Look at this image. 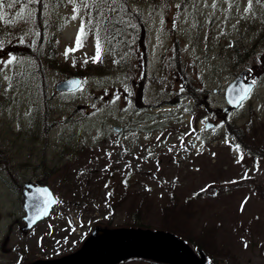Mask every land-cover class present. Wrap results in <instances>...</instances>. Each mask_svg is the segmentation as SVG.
I'll return each instance as SVG.
<instances>
[{
  "label": "rangeland",
  "instance_id": "374dc122",
  "mask_svg": "<svg viewBox=\"0 0 264 264\" xmlns=\"http://www.w3.org/2000/svg\"><path fill=\"white\" fill-rule=\"evenodd\" d=\"M247 4L123 0L127 14L113 15L124 23L103 25L99 62L94 32L76 46L81 19H72L68 0L5 6L12 23L0 21V264L77 254L94 229L179 242L197 264L191 241L204 264H264V0H253L251 13ZM244 68L254 89L224 115V90ZM77 73V91L55 92ZM187 79L197 99L186 94ZM38 180L59 203L23 234L21 185ZM172 204L183 213V238L159 230ZM134 252L140 259L119 264L180 263ZM123 254L103 252L88 264Z\"/></svg>",
  "mask_w": 264,
  "mask_h": 264
},
{
  "label": "water",
  "instance_id": "95a60500",
  "mask_svg": "<svg viewBox=\"0 0 264 264\" xmlns=\"http://www.w3.org/2000/svg\"><path fill=\"white\" fill-rule=\"evenodd\" d=\"M247 74V71H242L239 76L227 87L225 91V99L228 104L235 108L238 106L237 99L239 95H242L241 91L244 87L252 89L253 85L250 82H246L243 78ZM73 81H80L77 77L68 78L64 81L59 82L55 89L57 91L72 92L78 88H74L72 85ZM229 107L225 108V113L229 110ZM211 127V124H207L206 128ZM114 130L119 131L118 127ZM23 191L21 193V206L25 212L22 220L25 222V226L22 231H27L34 224L47 217L52 208L56 205L57 201L52 194L51 190L47 186L39 184L24 183ZM37 189H47L50 194L47 198L55 201L47 205V213L41 214V210L45 207V197L39 196ZM108 235H97L94 230L90 236L85 240L84 246L86 249L72 255L67 258H62L51 262H36L33 264H88L98 257L103 252L110 254H119L127 251L123 256H120L115 262L121 261L123 258H127L133 255L134 250L136 251H156L166 253L168 257H172L178 262V264H195L191 258V253L179 242L169 241L168 239H160L158 241L152 240L148 237H137L133 235H127L125 231L116 230L108 232ZM135 253V252H134ZM199 262L202 263V256L199 255Z\"/></svg>",
  "mask_w": 264,
  "mask_h": 264
},
{
  "label": "snow or ice",
  "instance_id": "6c2138e0",
  "mask_svg": "<svg viewBox=\"0 0 264 264\" xmlns=\"http://www.w3.org/2000/svg\"><path fill=\"white\" fill-rule=\"evenodd\" d=\"M25 4H35L40 2V0H24ZM262 0H256L257 4H261ZM21 3V0H0V21H4L5 23H12L11 20H7L5 17V6H7L8 9H11L18 4ZM68 3L74 5L73 12L74 15L72 16L73 20H76L78 17L81 19V24L78 29V33L76 36L75 44L77 47L82 46V42L84 39L87 38V35L89 32H94L95 34V56L92 58L93 62H99L102 56V52L104 51L102 47V39H106V37H102L101 33L106 32L107 29L103 27V25L107 22L108 24L115 23H124L123 17H121L119 20H115L114 15L117 11H122L125 14H127V9L123 5V0H68ZM119 5V8L117 7ZM215 3L212 5V7H215ZM177 7H180V5H177ZM86 10V11H85ZM93 11H95V16H93ZM253 11V0H248L247 7L245 8L246 13H251ZM83 12V16L81 15ZM20 16V18H23L22 12L17 14ZM29 17L32 15L31 12L28 13ZM86 16L88 19H84L83 17ZM93 20H95V23H93ZM163 23V21H162ZM235 27V26H234ZM75 49H67L65 52V55L68 54L70 51H74ZM14 61H16V57H11L9 60H7L5 65H11ZM87 59L85 60V63H87ZM115 62V61H114ZM5 80L10 81V77L7 75L4 76ZM82 82L80 81H73L72 85L74 88L80 87ZM255 81H253V84ZM11 83H9V87H11ZM7 91V89H5ZM242 95L238 96L237 103L241 104L242 101L249 97L251 93V89L249 87H244L242 90ZM119 97H117L118 99ZM195 131L194 129L192 130ZM192 133H187L185 135H191ZM163 135V133H161ZM160 137H157V140H159ZM181 140V147H184L183 144V136L180 137ZM195 147V145H193ZM240 146L235 145V149L239 150ZM172 149H169L171 151ZM186 150V149H185ZM151 154V153H150ZM111 156V153L108 154ZM215 155V154H213ZM243 159V156H240V160ZM237 162H240L239 160ZM244 178L247 177V173H245ZM230 183H236V181H229ZM206 189H201V191H205ZM37 193L39 196L45 197V207L41 210V214H46L48 209L47 205L50 203H55V201L48 199L47 197L50 195L47 191V189H37ZM109 195H111L109 193ZM248 202V198L246 197L245 200L241 204L240 211L244 210V205ZM244 247L247 248L248 244L244 243Z\"/></svg>",
  "mask_w": 264,
  "mask_h": 264
},
{
  "label": "trees",
  "instance_id": "16d2710c",
  "mask_svg": "<svg viewBox=\"0 0 264 264\" xmlns=\"http://www.w3.org/2000/svg\"><path fill=\"white\" fill-rule=\"evenodd\" d=\"M109 25L110 24H108V23L106 25L107 28H108V30H109ZM106 35H108V33ZM76 75L79 76L78 73ZM187 81H188L187 91L189 93H186V94L187 95H190L191 94L194 99H197L196 95H197L198 92L195 90V88L189 82L188 79H187ZM201 92H203V90H201ZM228 129L229 130L232 129L234 131L236 137H238L240 139H242V137H244L242 131L239 128H233V127H230V125H228ZM38 182L45 183L44 180H38ZM172 205H173V208H171V209H162L161 210V216H160L161 217V223H160L159 230H161L162 232H165V233H169V234L173 235L174 237L183 238L184 237V234L182 232V229L179 228V224L183 223V221L181 219L183 213H182V211H180V209H176L174 207V204H172ZM139 211L140 210L136 209L134 212L137 215V213H139ZM180 234H183V236L180 235ZM184 242L186 244H189V242L187 240L184 241ZM191 243L193 245L192 246L193 248H196L197 249V248L200 247L199 244H197V242H195V241L194 242L191 241ZM189 246H190V244H189Z\"/></svg>",
  "mask_w": 264,
  "mask_h": 264
}]
</instances>
